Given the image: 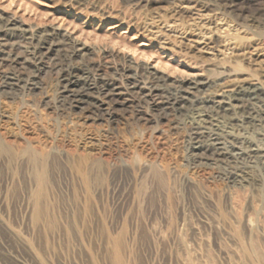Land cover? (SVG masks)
I'll return each instance as SVG.
<instances>
[{
	"label": "rangeland",
	"instance_id": "rangeland-1",
	"mask_svg": "<svg viewBox=\"0 0 264 264\" xmlns=\"http://www.w3.org/2000/svg\"><path fill=\"white\" fill-rule=\"evenodd\" d=\"M0 28V264H264V183L231 185L187 143L192 122L260 145L263 129L235 99L153 104L195 78L264 92V0H0ZM31 36L55 47L37 70ZM64 67L164 91L76 107Z\"/></svg>",
	"mask_w": 264,
	"mask_h": 264
},
{
	"label": "bare ground",
	"instance_id": "bare-ground-1",
	"mask_svg": "<svg viewBox=\"0 0 264 264\" xmlns=\"http://www.w3.org/2000/svg\"><path fill=\"white\" fill-rule=\"evenodd\" d=\"M2 32H3V29L0 28V36ZM33 36H31V39L36 37V36L35 37ZM34 41H36V43L34 44L33 47L32 46L30 47L31 50H33L30 58L32 59L31 63H33L34 68L37 70L39 69L43 58L47 54H49L51 51H54L55 47L53 44L46 45L45 42L42 41V39H40L39 37L35 38ZM7 56L8 54L6 55V58ZM16 57L20 58V56H16ZM22 59L26 62L28 61L26 58H22ZM137 71L138 70H136V72ZM128 72L130 75L129 77L131 79L132 86L128 89H123L117 83L105 82V81L104 83L101 81L102 85L98 86L96 85L95 80H88L89 79L87 78L89 77L87 75L88 72L81 70V73H76L73 67H69V68L64 67L61 69L59 79H58L60 83V88H59L60 93L63 95L62 97H65L69 102H71V104L73 103L76 107H80V104L87 103V104L95 105L98 110V108H103L104 106H106L109 101L110 102L113 101L115 103H121V102L126 103L128 101H132L130 98V94L134 90H143V91L147 90L150 94L153 93V95H161L160 93L164 91L163 86H161L158 83H145L144 80L140 78L136 74V72L133 71L131 68L130 69L128 68ZM83 78L84 80L82 81ZM5 80L6 82L4 86L5 85L9 86L12 84L13 85L16 84V82L18 81V78L16 75L10 72L9 74L6 75ZM220 82L221 80L218 83L215 81H209L207 78L206 79H196L195 78L193 80L181 81L175 87L173 92L168 93L169 97H166L165 99H160L161 97L158 96L160 97L159 100L154 99L153 104L154 105H166V104L169 105L170 104V106L174 108V107H177L176 106L177 104L181 103L182 105L180 107L183 106L187 108V110L189 109L188 110L189 113L196 114L199 111L197 110V107L193 106L195 105L193 104L194 99H199V101H212L213 103H216V104L223 103V99L225 98L235 99L237 102H239V105H238L239 111L238 110L237 111L240 112V115L242 118L241 120H237V121L242 122L243 124L246 125V128L249 127L251 128V130L252 129L253 130L263 129L262 135L264 138V107L260 109L256 107L257 108L256 109L254 106V103L256 102H262L263 103L262 106H264V99H263L264 92H263L262 87L259 84H255L250 81H247V82L245 81L241 83H235L232 85L218 87ZM79 84L81 86L77 87V85ZM92 90H95L97 95H93ZM119 100L121 102H118ZM209 117L211 118V116ZM196 119L198 120L197 117ZM210 121H207V123H210ZM237 121H236V118H232L230 121L231 122L230 125L231 124L232 126L235 125L232 122L236 123ZM191 124H192L190 128L191 132L187 139V143H188V152L193 162L201 164V165L213 166V167L216 165L218 168V173L224 176V178H227V180L226 179L225 180L229 181V183L233 186L244 187V186L254 185V186L260 187L259 185L264 183V145H260L252 139H246V137L234 138L236 141L233 142V141H230L228 137H226L227 134L222 135L218 133L217 131L208 128L206 125H203L197 122H192ZM260 131L261 130H259V132Z\"/></svg>",
	"mask_w": 264,
	"mask_h": 264
}]
</instances>
